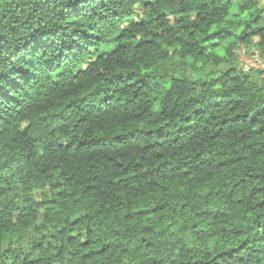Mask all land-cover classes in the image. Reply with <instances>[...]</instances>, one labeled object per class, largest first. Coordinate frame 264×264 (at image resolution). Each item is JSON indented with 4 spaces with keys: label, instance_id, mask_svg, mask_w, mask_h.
<instances>
[{
    "label": "clouds",
    "instance_id": "clouds-1",
    "mask_svg": "<svg viewBox=\"0 0 264 264\" xmlns=\"http://www.w3.org/2000/svg\"><path fill=\"white\" fill-rule=\"evenodd\" d=\"M72 4L32 0L20 15L27 31L0 41V264H264V193L248 194L264 188V74L246 75L231 55L247 33L264 48V0H190L205 6L193 35L182 29L134 52L117 47L124 25L112 30L111 0H88L87 16L70 15ZM14 12L0 0V34L15 27ZM212 24L231 34H210ZM40 33L53 46L33 51ZM217 135L261 173L239 194L235 178L211 184L210 196L193 188V167L215 175L225 158ZM176 174L185 195L159 199L171 207L145 221V247L124 214L134 195L153 206L150 190Z\"/></svg>",
    "mask_w": 264,
    "mask_h": 264
},
{
    "label": "trees",
    "instance_id": "trees-1",
    "mask_svg": "<svg viewBox=\"0 0 264 264\" xmlns=\"http://www.w3.org/2000/svg\"><path fill=\"white\" fill-rule=\"evenodd\" d=\"M30 3H32V0H12V4L19 10V15L15 12L13 13L10 19L11 24L15 25V27L9 26L8 32L0 34V41L7 43L8 33L15 35L20 29L27 31V29L24 28V24L27 23V21H21L20 15L27 11V7ZM111 4L112 11L110 13V20L116 22L111 26L112 30L114 31L116 28H119L120 25H124L118 36L114 37V39L120 41V44H118L117 47L121 48L122 51L131 50L134 52L136 49L141 48V44L155 46L161 37L173 35L175 32L182 29L186 30L189 27L193 29V31L188 32V35L191 36L198 28L196 20L203 21L205 19V6L197 4L195 9H190V0H111ZM137 4H139L138 7L136 6ZM177 5H183V7H177ZM87 9L88 0H77V4H72L70 6L69 14L87 16ZM33 11H35V7H33ZM214 14L215 10H213V13L208 15ZM101 27L103 28V25ZM215 27L216 25L212 24L211 28H209L210 34H231L226 28H219L216 32H212V28ZM153 28H159V31H152L151 29ZM143 34H147L150 39H142L133 44V39L136 36H142ZM44 35V33H40L39 35L30 36V40L35 43V48L32 49L33 51H35L36 48L46 49L53 46L50 36H46L45 39H41V36ZM80 35L86 42L92 41L91 36H86L83 33ZM249 35H251V33L242 35L239 38V44L231 53L234 57L236 68L240 69L246 75L249 73H254L256 75L264 74V67H262V65H264V48L258 46L259 42H257V45L249 46V44L245 42L246 37ZM100 39L102 38L98 37L97 42H99ZM179 39L180 37L177 36L176 40L178 41ZM25 47H28V45L26 44ZM241 48H245L247 51L255 48L253 51V54H255V58L253 57V65L250 66L247 71L243 69L242 65L238 61L237 53ZM11 54L16 55L15 52ZM19 58L23 60L24 54H21ZM22 67L23 66H21V68ZM236 68H230L229 71H235ZM13 71H19L21 76L25 75V72L20 71L19 69H13ZM0 79H6V77ZM173 79L179 80V77H173ZM0 95H4L5 98H7V94L5 92L0 91ZM214 106L218 107V104H215ZM193 115L199 116L201 114L199 113V110H196ZM204 115H206V113H204ZM237 115H240V113H237ZM253 115L255 116V114ZM190 119V117L184 118V122L177 127L178 133L187 131V129L191 126L189 123ZM229 119L235 120L236 117H229ZM256 119L258 120L259 117ZM250 122L254 123V121ZM216 123L222 126L225 121L217 120ZM217 132H221V128H218ZM215 143L222 146V151L215 153V155H223L225 157L215 161V168L218 170L216 174L208 175L207 171L196 169L194 167L189 172V175H191L192 172L195 173L193 179L197 182L193 184V188L198 193H204L210 196L211 192L209 191V188L211 184L220 181L230 183L235 178L236 182L232 183L231 187L233 189H237V194H239L240 190L248 188L250 183L261 179V173L259 171L250 170V166L245 164L246 157L237 154V149L239 148L238 144L236 147H233L232 144L228 143L224 135H217L215 137ZM224 145H226V147ZM239 150L243 151V149ZM21 162L27 163V158H22ZM187 163L190 164L191 162L188 161ZM233 169H236V171H233ZM237 171L241 173L238 178L236 176ZM181 179L183 178L176 174L173 176L171 181L161 183L155 193H152L150 190L149 198L153 201V206H146L147 201L139 203V206H137L138 202L143 200V194L133 196V208L135 210L133 212H126L124 214V219L130 224H136L139 226V232L144 233V235L140 236V243L144 244L145 247H148V245L151 244L150 240H148L145 244L147 235L151 231V225L149 223H145V221H151L156 218L158 214L166 213L169 210L171 207L169 200L164 199V202L160 203L159 199L161 197H176L185 195L184 186L180 183ZM117 183L119 182L117 181ZM255 193H264V188L252 186L248 194L249 196H252ZM234 203L239 205L241 201L236 200ZM261 205H264V201H260L256 207H260ZM180 207L183 208L184 205L181 204ZM85 215H87V213H85ZM76 222V220L71 221L72 224H75ZM23 227L24 225H21V228ZM192 227L195 228L196 225L193 224ZM160 234L161 233H157V235ZM157 243L160 242L158 241ZM223 254L224 253H218V255ZM142 264H160V262L150 258L148 261L142 262ZM193 264H198V262L194 261Z\"/></svg>",
    "mask_w": 264,
    "mask_h": 264
},
{
    "label": "rangeland",
    "instance_id": "rangeland-1",
    "mask_svg": "<svg viewBox=\"0 0 264 264\" xmlns=\"http://www.w3.org/2000/svg\"><path fill=\"white\" fill-rule=\"evenodd\" d=\"M253 51V49L247 51L245 48H241L240 50H238V61L245 71H247L249 67L253 65V57L255 56V54H253Z\"/></svg>",
    "mask_w": 264,
    "mask_h": 264
}]
</instances>
